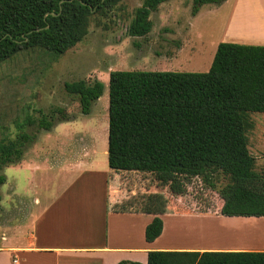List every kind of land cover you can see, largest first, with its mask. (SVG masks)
Masks as SVG:
<instances>
[{"label": "trees", "instance_id": "trees-1", "mask_svg": "<svg viewBox=\"0 0 264 264\" xmlns=\"http://www.w3.org/2000/svg\"><path fill=\"white\" fill-rule=\"evenodd\" d=\"M118 1L0 0V63L34 48L54 57L64 54L88 34L95 13H104ZM166 1L143 0L128 35L146 36L153 27L152 12ZM225 1L193 0L192 14L206 4L220 6ZM108 87L111 169L151 173L175 195L185 194L188 181L200 177L218 189L221 214L264 216V173L256 170L248 136L254 127L251 114L264 112V45L222 41L205 72L113 70ZM104 88L99 79L65 82L85 115ZM71 120L63 107L27 119L45 131ZM36 137L21 132L13 140H0V185L7 181L2 170L19 164ZM216 172L227 179L219 188L213 181ZM133 202L129 210L155 214L145 230V239L154 241L164 226L159 214L176 210L160 193ZM147 264H264V251L152 250Z\"/></svg>", "mask_w": 264, "mask_h": 264}, {"label": "rangeland", "instance_id": "rangeland-1", "mask_svg": "<svg viewBox=\"0 0 264 264\" xmlns=\"http://www.w3.org/2000/svg\"><path fill=\"white\" fill-rule=\"evenodd\" d=\"M142 3L143 0H119L104 13H95L84 39L58 57L34 48L0 63V140H13L21 132L37 136L25 149L19 164L2 170L7 181L0 185L1 227L7 219L5 204L20 208L22 203L24 215L28 207L34 208L36 195L60 189L64 186L61 180L64 177L83 174L58 170L60 161H67L64 155L72 152L66 153L68 146L89 143L103 159L109 132L111 71L205 72L210 69L217 45L223 40L230 6L228 9L227 4H206L193 15V0H167L152 12L153 27L146 36H130L127 27ZM254 18L249 9L242 11L228 25V35L251 32L253 28L248 29L244 22L252 23ZM79 79L87 82L99 79L105 83L104 93L93 103L89 115L82 114L78 98L65 89V82ZM55 107L65 108L73 120L58 123L50 131L39 129L36 122L28 124L29 117L37 120L42 112L48 113ZM251 119L254 127L248 133L249 148L256 157V170L264 173V112L252 113ZM58 175L59 180H55ZM138 176L140 181L131 178V184L139 189V198L150 193L163 194L169 207L176 211H216L223 203L218 189L200 177L188 181L185 194L175 195L168 186L158 183L153 174L139 173ZM213 181L219 188L227 179L216 172ZM256 224L262 225L264 220ZM193 226L204 224L191 219L178 222V229L186 234Z\"/></svg>", "mask_w": 264, "mask_h": 264}, {"label": "crops", "instance_id": "crops-1", "mask_svg": "<svg viewBox=\"0 0 264 264\" xmlns=\"http://www.w3.org/2000/svg\"><path fill=\"white\" fill-rule=\"evenodd\" d=\"M224 4L230 12L222 41L264 45V0H226ZM248 9L256 17L252 23L244 22L253 28L251 32L228 35L232 19ZM68 147L66 153L72 152L64 155L67 161L61 160L58 170L83 174L64 177L60 189L36 195L34 208L28 207L24 215L22 203L20 208L5 204L0 264H119L123 260L147 264L152 250L264 251V224H256L264 216H227L220 209L159 214L163 231L148 242L145 230L155 214L129 210L139 198L131 178L139 182L143 172L111 169L108 142L103 159L89 143ZM123 206L128 210H121ZM183 219L204 226H193L186 234L178 229Z\"/></svg>", "mask_w": 264, "mask_h": 264}]
</instances>
